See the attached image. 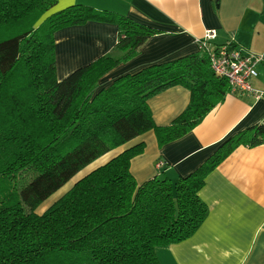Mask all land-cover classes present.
Returning <instances> with one entry per match:
<instances>
[{
    "label": "trees",
    "instance_id": "trees-1",
    "mask_svg": "<svg viewBox=\"0 0 264 264\" xmlns=\"http://www.w3.org/2000/svg\"><path fill=\"white\" fill-rule=\"evenodd\" d=\"M58 1L0 0V264H162L157 248L191 237L208 216L199 195L206 177L239 146L264 143V125L227 137L176 180L139 183L130 164L146 144L136 143L37 212L107 152L150 130L160 146L176 140L231 91L205 48L100 86L161 30L83 3L52 10ZM91 20L117 25L113 50L59 79L56 32ZM174 85L188 88L190 101L170 124L158 125L149 99ZM19 177L20 194L5 193L3 182Z\"/></svg>",
    "mask_w": 264,
    "mask_h": 264
},
{
    "label": "crops",
    "instance_id": "crops-1",
    "mask_svg": "<svg viewBox=\"0 0 264 264\" xmlns=\"http://www.w3.org/2000/svg\"><path fill=\"white\" fill-rule=\"evenodd\" d=\"M83 3L126 15L161 31L151 36L132 59L117 64L100 78V86L154 63L176 59L200 49L207 30L212 44L233 43L243 52L264 55V0H59L56 9ZM57 75L73 70L113 50L115 23L91 20L55 34ZM253 86L264 92V58ZM190 90L174 85L152 96L149 105L158 125L170 124L188 105ZM257 123L264 125V96L230 91L190 132L162 146L154 130L115 148L91 164L145 142L130 169L139 183L155 176L176 180L203 163L227 137ZM161 160V168L156 163ZM90 170V171H91ZM88 171L87 173H89ZM86 173V174H87ZM199 195L209 214L189 238L157 248L162 264H264V143L241 145L207 177Z\"/></svg>",
    "mask_w": 264,
    "mask_h": 264
},
{
    "label": "built area",
    "instance_id": "built-area-1",
    "mask_svg": "<svg viewBox=\"0 0 264 264\" xmlns=\"http://www.w3.org/2000/svg\"><path fill=\"white\" fill-rule=\"evenodd\" d=\"M214 30H207L203 39L198 41L200 49L210 52L211 64L217 75L227 78L232 92H251L256 98L264 96V92L256 89L251 79L258 75V64L263 60V54L245 53L235 44H212L215 38ZM164 162L156 163L161 168Z\"/></svg>",
    "mask_w": 264,
    "mask_h": 264
},
{
    "label": "rangeland",
    "instance_id": "rangeland-1",
    "mask_svg": "<svg viewBox=\"0 0 264 264\" xmlns=\"http://www.w3.org/2000/svg\"><path fill=\"white\" fill-rule=\"evenodd\" d=\"M56 7V6H55ZM53 8L52 10L57 11L59 9ZM110 154L104 156L103 158H101V160H98L97 162H95L94 164L90 165L89 167H85L84 169H82L79 173H77L70 181H68L65 185H63L60 189H58L56 192H54L50 197H48L45 201H43L37 208V212L42 213L44 211V209H46L47 207L51 206L55 201H57L62 195H64L71 187L72 185L78 180L80 179L83 175H85L88 171H90L92 168H94L98 163L105 161ZM26 179L29 178V175L25 176ZM25 180L24 177H22V180ZM31 179L25 181L26 184L28 182H30ZM21 178L19 177L18 179H10V180H6L3 182V186L5 187V193L9 192V191H16L18 192V194H20L21 189L23 188V186H21Z\"/></svg>",
    "mask_w": 264,
    "mask_h": 264
},
{
    "label": "bare ground",
    "instance_id": "bare-ground-1",
    "mask_svg": "<svg viewBox=\"0 0 264 264\" xmlns=\"http://www.w3.org/2000/svg\"><path fill=\"white\" fill-rule=\"evenodd\" d=\"M223 77V76H222Z\"/></svg>",
    "mask_w": 264,
    "mask_h": 264
}]
</instances>
